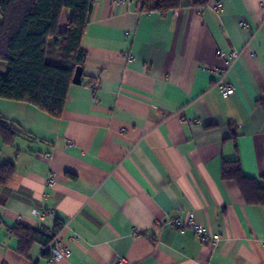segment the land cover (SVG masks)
<instances>
[{
	"label": "crops",
	"instance_id": "crops-1",
	"mask_svg": "<svg viewBox=\"0 0 264 264\" xmlns=\"http://www.w3.org/2000/svg\"><path fill=\"white\" fill-rule=\"evenodd\" d=\"M81 49L82 83L62 118L0 100L1 117L23 133L11 146L0 139V167L16 166L0 189V264H49L42 244L20 254L12 232L41 225L68 250L55 264H264V206L223 178L235 161L264 177V0H182L166 14L101 0ZM231 52L228 98L214 70ZM189 214L220 235L217 247L169 224Z\"/></svg>",
	"mask_w": 264,
	"mask_h": 264
},
{
	"label": "trees",
	"instance_id": "trees-1",
	"mask_svg": "<svg viewBox=\"0 0 264 264\" xmlns=\"http://www.w3.org/2000/svg\"><path fill=\"white\" fill-rule=\"evenodd\" d=\"M144 11L166 14L182 5V0H135ZM91 0H0V63L8 67L0 70V100L28 103L52 118L64 115L68 92L78 66L86 59L81 41L90 21ZM71 11L68 28L60 30L65 10ZM60 51L57 65L48 62L52 39ZM23 133L0 115V139L11 146ZM16 174L13 163L0 167V189ZM223 178L235 181L246 202L264 206V177L262 180L246 177L238 161L225 162ZM18 239L20 254L27 256L38 243L45 247V256L51 238L46 230L18 226L12 230ZM57 232V231H56Z\"/></svg>",
	"mask_w": 264,
	"mask_h": 264
},
{
	"label": "built area",
	"instance_id": "built-area-1",
	"mask_svg": "<svg viewBox=\"0 0 264 264\" xmlns=\"http://www.w3.org/2000/svg\"><path fill=\"white\" fill-rule=\"evenodd\" d=\"M101 0H91V2L97 3ZM116 5H132L135 3V0H109ZM215 10L218 13L224 12V6L222 4H218ZM239 57L238 52H231L225 59V68L223 69H217L214 70V73L217 75V88L219 89V92L221 95L225 97H231L234 92L235 88L234 85L227 80L228 74L230 70L232 69L234 63L237 61ZM49 157V156H46ZM56 179L54 175H51L47 179V183L49 185H53L55 183ZM34 214L41 220L44 221L46 218V213L41 212L39 210H34ZM169 224L178 229V230H190L194 233L195 237L200 241L203 245H208L211 247H217L218 244L221 242V237L219 234H213L208 229L202 227L199 225L192 214H189L187 216L186 222L181 221L180 219L174 218L169 220ZM39 230H46L48 233V236L51 238V242L47 248V250L50 253V256L48 258L49 264H55L57 263L61 258H64L68 255V250L64 248L60 242L59 234L54 230L50 228H46L43 225H41ZM113 264H127V260L124 258H118Z\"/></svg>",
	"mask_w": 264,
	"mask_h": 264
},
{
	"label": "water",
	"instance_id": "water-1",
	"mask_svg": "<svg viewBox=\"0 0 264 264\" xmlns=\"http://www.w3.org/2000/svg\"><path fill=\"white\" fill-rule=\"evenodd\" d=\"M82 76H83V67L78 66L76 68V71L73 77V84L80 85L82 83Z\"/></svg>",
	"mask_w": 264,
	"mask_h": 264
},
{
	"label": "rangeland",
	"instance_id": "rangeland-1",
	"mask_svg": "<svg viewBox=\"0 0 264 264\" xmlns=\"http://www.w3.org/2000/svg\"><path fill=\"white\" fill-rule=\"evenodd\" d=\"M65 16H70V14H71V11L70 10H65ZM55 48V43L53 42V44H52V48L51 49H54ZM5 67H6V65H4Z\"/></svg>",
	"mask_w": 264,
	"mask_h": 264
}]
</instances>
